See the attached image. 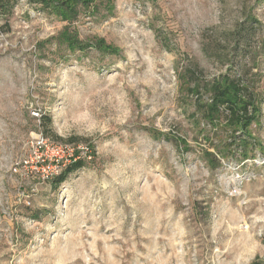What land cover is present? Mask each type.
I'll use <instances>...</instances> for the list:
<instances>
[{
	"label": "rangeland",
	"instance_id": "374dc122",
	"mask_svg": "<svg viewBox=\"0 0 264 264\" xmlns=\"http://www.w3.org/2000/svg\"><path fill=\"white\" fill-rule=\"evenodd\" d=\"M94 4L74 21L86 50L28 0L0 20V264L264 260V0ZM226 75L261 101L245 159L215 150L188 90Z\"/></svg>",
	"mask_w": 264,
	"mask_h": 264
},
{
	"label": "trees",
	"instance_id": "16d2710c",
	"mask_svg": "<svg viewBox=\"0 0 264 264\" xmlns=\"http://www.w3.org/2000/svg\"><path fill=\"white\" fill-rule=\"evenodd\" d=\"M19 0H0V20L8 17ZM41 6L42 10L49 12L62 21H65L64 30L58 37V43H65L73 51L76 49L86 50L87 46L81 45L74 21L78 19L82 9H93L95 0H28ZM98 50L107 53H113L114 49L107 44L104 39L97 42H91ZM89 44V46H90ZM90 46V47H91ZM193 74V73H192ZM202 84L192 80L188 82V90L195 93L199 100L197 101L196 114L198 126H203L204 130L218 128L224 131V136L220 135L214 140L215 150L224 158H227L231 149L234 154L238 153L242 159L247 158L248 151L258 147L254 141L250 128L259 123L261 114V101L252 87L242 78L232 76H220L209 81L206 84L204 92L206 98L200 96ZM42 125H50L51 119H41ZM222 127V128H220ZM241 131L242 134H236ZM231 135H230V133ZM219 134V133H217ZM93 155L96 154L95 147H91ZM90 153V156H91ZM80 152L75 151L73 157L69 160L63 169L54 176L53 185L59 186L74 172L85 166V158L79 157ZM212 163H219V159L212 155ZM251 264H264V260L255 259Z\"/></svg>",
	"mask_w": 264,
	"mask_h": 264
}]
</instances>
